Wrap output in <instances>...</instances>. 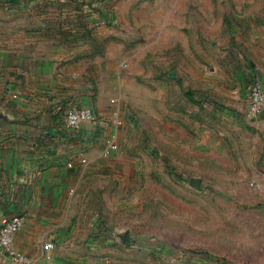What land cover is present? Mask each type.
<instances>
[{
  "label": "rangeland",
  "instance_id": "obj_1",
  "mask_svg": "<svg viewBox=\"0 0 264 264\" xmlns=\"http://www.w3.org/2000/svg\"><path fill=\"white\" fill-rule=\"evenodd\" d=\"M70 1L0 0V111H12L10 60L34 7ZM74 1L95 12L89 53L116 60L114 78L104 67L85 79L107 87L125 157L109 179L124 186L107 232L129 230L131 258L170 247L163 263L264 264V123L248 89L264 83V0ZM11 121L0 133L15 132Z\"/></svg>",
  "mask_w": 264,
  "mask_h": 264
},
{
  "label": "crops",
  "instance_id": "obj_2",
  "mask_svg": "<svg viewBox=\"0 0 264 264\" xmlns=\"http://www.w3.org/2000/svg\"><path fill=\"white\" fill-rule=\"evenodd\" d=\"M34 8L39 19L27 30L28 43L9 59L17 92L6 86L12 111H0V118H12L15 130L0 133V225L15 212L24 214L15 245L26 252V264H167L170 247H142L145 256L131 258L129 230L125 243L116 236L120 245L107 232L117 204L113 190L124 186L109 179L125 173L119 166L125 157L109 148L117 126L111 119L115 106L103 96L107 87L85 81L104 67L115 77L110 54L88 51L94 9L74 0ZM94 94L99 96H85ZM73 105H90L103 120L73 128L66 121ZM254 118L264 123V110ZM116 230L124 229L115 226L113 236ZM0 264H8L2 250Z\"/></svg>",
  "mask_w": 264,
  "mask_h": 264
},
{
  "label": "built area",
  "instance_id": "obj_3",
  "mask_svg": "<svg viewBox=\"0 0 264 264\" xmlns=\"http://www.w3.org/2000/svg\"><path fill=\"white\" fill-rule=\"evenodd\" d=\"M7 89L17 95L16 91L12 90V85L8 84ZM250 107L249 115L252 117L258 116L264 110V84L260 80H250L248 82ZM101 121L103 117L90 105H73L66 109L67 124L73 128H79L86 121ZM109 148L117 150L118 142L113 138L109 140ZM86 160V157H82ZM25 216L23 213L15 212L11 214L0 225V250L4 251L8 257V264H26L28 256L26 252L19 249L15 245L16 232L24 225ZM47 245H53L48 242Z\"/></svg>",
  "mask_w": 264,
  "mask_h": 264
},
{
  "label": "water",
  "instance_id": "obj_4",
  "mask_svg": "<svg viewBox=\"0 0 264 264\" xmlns=\"http://www.w3.org/2000/svg\"><path fill=\"white\" fill-rule=\"evenodd\" d=\"M201 177L200 176H191V179H190V183L199 188L200 185H201ZM116 235L119 237V239L122 241V242H127V239H128V230H116Z\"/></svg>",
  "mask_w": 264,
  "mask_h": 264
}]
</instances>
